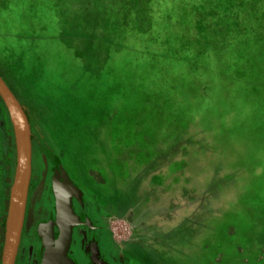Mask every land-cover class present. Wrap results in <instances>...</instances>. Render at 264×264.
<instances>
[{
  "label": "rangeland",
  "instance_id": "obj_1",
  "mask_svg": "<svg viewBox=\"0 0 264 264\" xmlns=\"http://www.w3.org/2000/svg\"><path fill=\"white\" fill-rule=\"evenodd\" d=\"M180 14L142 0H0V73L29 112L44 117L88 202L111 203L106 182L88 186L84 177L85 167L98 168L89 162L99 163L104 145L122 159L110 163L122 192L139 180L170 185L165 206L145 211L159 224L149 248L117 256L125 264H205L204 240L221 238L227 222L248 245L264 239V36L252 27L230 37L228 26L218 33L210 23L191 45H209L205 53L176 54L194 30L178 24ZM44 203L29 194L15 264H38L26 245L42 238ZM121 225L110 222L117 240L127 235ZM82 230L74 229L70 252L86 264L96 239Z\"/></svg>",
  "mask_w": 264,
  "mask_h": 264
},
{
  "label": "flooded vegetation",
  "instance_id": "obj_2",
  "mask_svg": "<svg viewBox=\"0 0 264 264\" xmlns=\"http://www.w3.org/2000/svg\"><path fill=\"white\" fill-rule=\"evenodd\" d=\"M0 77L12 92L24 112L29 127L30 140V171L24 202L22 224L13 264L16 263L18 250L24 246L23 220L29 194H37L38 197L41 198V201L43 203L45 202L44 204L47 206V224L45 231H43L42 238L39 239L37 236H33V242L26 245L30 253L37 254L38 264H41L45 246L48 241L47 233L49 227L51 229L52 241L57 239L58 228L55 224L56 185L54 184V176L59 172V168L68 178L69 182L80 191L78 196H70V206L73 214L78 220L71 227L65 256L73 264H80L76 263L70 252L73 232L79 225L83 229V232L93 233V237L96 239L95 245L86 253V264H125L123 260L117 259V256L120 257V259H123V253L129 254V251L132 249H138L141 253H146L145 251L149 248L148 245L151 242L150 238L154 237L150 230L159 224L153 216H146L145 211H148L147 206L151 207V205H154L157 208L165 206L167 191L170 189V185L167 183L163 185L156 180H154L153 183L152 181L142 183L139 180V183L133 186L132 192H122L119 188L115 187V183H113V180L117 175L113 173L112 166L110 165V163H115L122 159L119 156L118 158L116 156L114 159L111 154L109 155L104 145L103 149L99 151L101 155L98 159L99 163H96L95 160L89 162L98 168H94L92 165L85 167L86 176L84 177L85 181L88 182V186L94 184L104 185L106 182L107 199L110 200L111 203H107L105 207L98 205L94 200H92V204L89 203L87 200L86 188L76 179L75 171H73L74 168L72 167L71 162L68 159L66 160L64 153L57 149L46 132L41 120L44 117L33 111L30 113L27 107L22 104L23 102L15 95L14 88L8 86L1 73ZM0 125L2 126V132H0V218H2L4 224L8 186L13 169L14 145L10 122L1 100ZM143 141H145V139ZM133 142L134 141L129 137L126 138L127 145L132 144ZM112 144L116 145V142L113 141ZM126 162L129 165L132 161L127 160ZM145 164L146 167L151 166L154 168V165L147 160ZM98 170L101 173H98ZM72 171L74 177L71 175ZM155 171L158 174H161L163 169L159 166ZM162 181L166 182L171 180L165 179ZM151 184L152 186H150ZM116 193L122 195L121 202L118 201ZM184 196L185 194H180V197L184 198ZM185 200H188V198ZM182 201L183 200L181 199L179 203L182 204ZM155 217L165 221L168 219L167 215H165V211L161 210H158L155 213ZM113 220L122 223L123 225L121 226L123 228L125 226V230L127 231V235L119 240L115 239L112 234L110 222ZM162 232L163 230L160 231V233ZM102 233L107 234L105 237V244L101 241ZM235 236V229L232 227L231 222H227L221 238L218 237L215 239L213 237L210 240H204L208 243V246H206L207 248L204 250L199 251L201 254L200 263L264 264L263 238H258L257 240L250 239V245H248L241 240V238ZM183 240L187 242L189 239L186 236ZM240 241L243 242V244H241ZM178 255L179 262H181L183 253L178 252ZM185 255H187V253ZM154 258L156 259L157 257ZM187 258L189 260V256ZM163 263L165 264L164 260ZM198 263L199 260L197 261V264Z\"/></svg>",
  "mask_w": 264,
  "mask_h": 264
},
{
  "label": "water",
  "instance_id": "obj_3",
  "mask_svg": "<svg viewBox=\"0 0 264 264\" xmlns=\"http://www.w3.org/2000/svg\"><path fill=\"white\" fill-rule=\"evenodd\" d=\"M0 100L6 110L14 145L13 169L5 207L3 233L0 247V264H13L18 244L26 189L30 171L29 127L24 112L18 101L0 77ZM54 176L56 185L55 224L58 236L51 239L48 228V241L42 256L41 264H73L66 256L70 230L77 217L70 206V196H78L75 188L59 168Z\"/></svg>",
  "mask_w": 264,
  "mask_h": 264
},
{
  "label": "trees",
  "instance_id": "obj_4",
  "mask_svg": "<svg viewBox=\"0 0 264 264\" xmlns=\"http://www.w3.org/2000/svg\"><path fill=\"white\" fill-rule=\"evenodd\" d=\"M143 5L150 8L162 7L174 8L186 14H180L177 20L179 25L184 27L192 26L193 34L190 35L180 45V49H176V54H189L199 56L205 53L209 45H201L200 47H191L200 36H205L211 32L210 23H213L212 30L220 33L224 32V26H228V34L233 37L236 30H250L252 27L255 33L264 36V0H142ZM246 25L247 27L241 28ZM183 27V26H182ZM185 36V34H181ZM151 36V35H150ZM157 40V35L149 37V43L153 44ZM218 48V47H217ZM170 53L164 57H168ZM150 61H155L153 53L150 54ZM173 56V55H171ZM2 218H0V247L2 233Z\"/></svg>",
  "mask_w": 264,
  "mask_h": 264
}]
</instances>
